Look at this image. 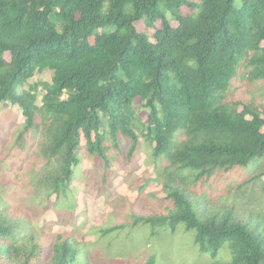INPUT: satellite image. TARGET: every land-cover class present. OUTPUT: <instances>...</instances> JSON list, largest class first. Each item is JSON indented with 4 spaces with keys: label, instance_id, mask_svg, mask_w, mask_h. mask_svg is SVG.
<instances>
[{
    "label": "trees",
    "instance_id": "obj_1",
    "mask_svg": "<svg viewBox=\"0 0 264 264\" xmlns=\"http://www.w3.org/2000/svg\"><path fill=\"white\" fill-rule=\"evenodd\" d=\"M263 44L264 0H0V108L19 106L24 132L38 118L47 126L42 155L58 201L83 146L108 166L122 139L136 151L140 133L168 161L169 204L134 224L193 232L201 252L228 253L212 264H264V220L208 215L188 187L237 167L264 176V106L229 100L237 77L264 81ZM46 70L39 107V86L23 88ZM17 230L0 213V264H39L35 238L19 243ZM78 247L58 236L45 264H87Z\"/></svg>",
    "mask_w": 264,
    "mask_h": 264
},
{
    "label": "rangeland",
    "instance_id": "obj_2",
    "mask_svg": "<svg viewBox=\"0 0 264 264\" xmlns=\"http://www.w3.org/2000/svg\"><path fill=\"white\" fill-rule=\"evenodd\" d=\"M56 22L62 30L60 21ZM137 28L144 31L145 25L137 24ZM52 78L49 70L37 72L23 88L28 91L39 86V107L45 93L42 84L51 83ZM247 80L241 76L233 80L230 102L264 106V81ZM137 113L148 125V111ZM37 124L36 129L24 132L25 117L19 106L8 103L0 108V213L16 223L19 243L35 238L39 264L48 261L58 236L78 244L87 264H148L151 258H156L155 264H212L228 258L226 252L216 259L201 252L195 234L183 227L172 232L134 224L137 218L156 215L169 204L163 186L166 177L160 176L168 161L156 160L154 146L140 133L136 151L132 153V143L122 139L120 148L110 151L108 166L95 163L83 146L68 197L58 201L48 186L51 170L42 155L48 141L47 126L41 118ZM183 140L179 138V142ZM259 172L255 167H237L188 187L194 200H202L208 215L232 214L240 221H261L264 176Z\"/></svg>",
    "mask_w": 264,
    "mask_h": 264
}]
</instances>
